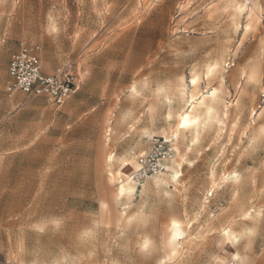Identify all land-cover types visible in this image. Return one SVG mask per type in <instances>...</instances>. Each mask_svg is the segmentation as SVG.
Masks as SVG:
<instances>
[{"label": "rangeland", "instance_id": "374dc122", "mask_svg": "<svg viewBox=\"0 0 264 264\" xmlns=\"http://www.w3.org/2000/svg\"><path fill=\"white\" fill-rule=\"evenodd\" d=\"M19 42L76 66L61 106L5 93ZM217 66L215 97L186 90ZM262 121L264 0H0V264H264ZM152 136L172 168L118 195Z\"/></svg>", "mask_w": 264, "mask_h": 264}, {"label": "built area", "instance_id": "2783aa9c", "mask_svg": "<svg viewBox=\"0 0 264 264\" xmlns=\"http://www.w3.org/2000/svg\"><path fill=\"white\" fill-rule=\"evenodd\" d=\"M8 82L5 93L8 96L15 92L47 97L56 106H61L78 88V74L72 61L45 72L41 65L39 46H30L19 42L18 48L10 54L7 64ZM173 138L152 136L148 139L145 155L131 151L135 168L130 176L135 189L151 177L167 170V164L174 160ZM144 163H135L136 160ZM230 264H234L231 262Z\"/></svg>", "mask_w": 264, "mask_h": 264}, {"label": "snow or ice", "instance_id": "6c2138e0", "mask_svg": "<svg viewBox=\"0 0 264 264\" xmlns=\"http://www.w3.org/2000/svg\"><path fill=\"white\" fill-rule=\"evenodd\" d=\"M249 28H251V25L248 26ZM238 32H240L241 34H243V32L245 31V29H237ZM251 38V37H250ZM241 42V38L238 36L237 37V45ZM233 47H236V45H234ZM241 51H243V49H241ZM240 61L238 60L237 63H239ZM220 68V71L215 73L214 75V70L212 67H209L207 70V79L204 78V74H202L201 76H195L193 75L190 80L188 85L186 86V90L187 91H192L193 89H195L196 87H199L200 89L203 90L204 94L207 93H211L213 97L216 96V88L220 86V77L223 75V72L225 70V66H217ZM169 120H172L173 117L170 114L168 117ZM180 120L182 121L179 124V127L181 128H187L189 126L188 124V116L186 115H181ZM192 123H196V121H192ZM262 123H264V121H262ZM140 155L143 157L145 155V153L142 151L140 153ZM109 159H111V157H109ZM135 163L139 164V163H144L143 160H136ZM125 171H131V169H125ZM173 179H176V177H173ZM121 189L123 190V184L120 185ZM209 195H211V193H209ZM188 227H191V225H188ZM173 229H175L176 231L173 233V240L179 239V229H180V224L177 223L176 221H173ZM222 235L224 237L228 238V241L226 242H230L232 240H237V237H235L234 235H230V233L228 231H223ZM249 238V243H251V237H253L255 235V233L252 230H249L246 234ZM238 242V241H237ZM149 249V244L148 242H145L143 245V250L147 251ZM234 260H238L239 257L235 256L233 257Z\"/></svg>", "mask_w": 264, "mask_h": 264}, {"label": "bare ground", "instance_id": "6f19581e", "mask_svg": "<svg viewBox=\"0 0 264 264\" xmlns=\"http://www.w3.org/2000/svg\"><path fill=\"white\" fill-rule=\"evenodd\" d=\"M243 6V5H242ZM214 66V65H213ZM208 95L210 96V97H213L212 96V94L211 93H208ZM200 103V102H199ZM192 107H194L193 105L191 106V109H192ZM191 109L188 111V112H184V113H182V114H179L178 115V127H179V124L182 122L181 120H180V117H181V115H186V116H188V118H189V120H188V124H189V126L187 127V128H189V127H192V126H196V125H198V123H199V119H198V117L197 116H195V115H193L192 114V112H191ZM192 121H196V123H192ZM181 128V127H180ZM108 157H111V156H108ZM110 159L108 158V161H109ZM106 162V161H105ZM126 164V163H125ZM170 164L171 163H168L167 164V169H171L172 168V166H170ZM132 166V165H131ZM134 166V168H135V164L133 165ZM134 171V170H133ZM133 171H132V173H133ZM130 172V171H129ZM179 173L180 172H178V170L177 171H174L173 173H170L171 174V178L173 179V177H176L177 178V176L179 175ZM130 176H131V174H129V175H126V179H125V182H121L120 184H119V186H117V194L118 195H122L128 188L129 189H133V188H135V186L133 185V182L130 180ZM125 178V177H124ZM173 180H175V179H173ZM121 184H123V190L121 189V187H120V185ZM177 222V221H176ZM178 223V222H177ZM228 226V225H227ZM226 226V227H227ZM222 230H224V229H222ZM176 230L175 229H173V222H172V226L170 227V235L167 237V243L170 245V247L172 248V250H175L176 248H177V246H178V243L176 242V240H173V238H172V236H173V233L175 232ZM181 234H182V231H181V228L179 229V236H181ZM226 239H228L227 237H226ZM227 241V240H226Z\"/></svg>", "mask_w": 264, "mask_h": 264}, {"label": "crops", "instance_id": "0c3cea01", "mask_svg": "<svg viewBox=\"0 0 264 264\" xmlns=\"http://www.w3.org/2000/svg\"><path fill=\"white\" fill-rule=\"evenodd\" d=\"M10 57V56H9ZM8 60H9V58H8ZM69 62V61H68ZM67 63V62H66ZM7 64H8V62H7ZM65 64V63H64ZM63 65V64H62ZM60 66V65H59ZM76 71H77V69H76ZM86 71H83V74H86L85 73ZM6 73H7V67H6ZM78 74V73H77ZM7 77H8V75H7ZM78 78H79V82H78V86H79V84H80V82H81V79H80V77L78 76ZM8 80H9V78H8ZM7 84V83H6ZM6 86V85H5ZM78 89V88H77ZM76 89V90H77ZM49 100V99H48ZM131 151H133V150H131ZM170 166H171V164H170ZM133 171V170H132ZM131 174H132V172H131ZM209 207H212L213 208V211H214V214H215V217H214V224L215 225H217V201H214V202H212L210 205H209ZM214 234H217V233H214ZM214 238H217V235H215L214 236ZM239 255V254H238ZM235 256H237V254H233V257H235ZM232 257V258H233ZM234 262V264H236V262L235 261H233Z\"/></svg>", "mask_w": 264, "mask_h": 264}]
</instances>
